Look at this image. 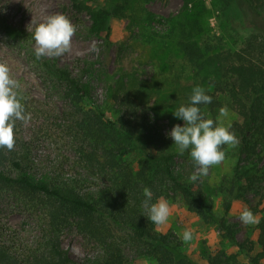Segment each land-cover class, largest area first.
I'll use <instances>...</instances> for the list:
<instances>
[{
    "label": "trees",
    "instance_id": "16d2710c",
    "mask_svg": "<svg viewBox=\"0 0 264 264\" xmlns=\"http://www.w3.org/2000/svg\"><path fill=\"white\" fill-rule=\"evenodd\" d=\"M72 1L79 9L92 2ZM217 2L226 18L227 11L235 19L247 16L250 32L239 49L218 52L209 39L198 38L202 28L194 14L185 13V22L178 24L175 20L162 23L151 13L145 18L148 25L171 24L167 37L175 36L176 50L196 73L193 86L185 88L187 91L179 81H162L166 88V83L170 85L174 110L186 104L192 88L199 85L212 97L211 103L199 105L206 118L216 120L221 107L236 116L230 128L237 139L236 162L232 174L223 178L219 186L223 215L213 211L210 196L199 178L189 179L194 165L187 150L179 153L163 132L158 114L150 116L142 107V93L133 94L121 87L110 90L112 118L92 99L90 70L74 75L55 61L35 57L44 80L62 92L67 110L59 119V126L71 141L76 164L84 172L82 176L87 177L67 182L58 176L37 179L26 173L25 154L9 151L6 157L0 149V197L32 210L40 220L39 238L27 250L18 252L0 238V264H130L127 250L151 257L158 264H199L181 251L171 233L158 231L148 221L141 204L145 188L152 192L153 202L159 197L179 196L189 212L214 224L220 236L238 250L228 253L216 248L207 254L204 264H264V196L255 241H239L236 225L226 219L234 201L245 200L264 182V0H243V11L236 0ZM129 6L130 0H122L111 10L102 9L99 16L110 17ZM1 25L7 36H14L16 30H9L3 20ZM104 39L109 47V24ZM225 147L221 145L223 151ZM135 151L140 154L138 162L129 158ZM6 159L19 171L17 176L1 168ZM90 179L100 183L93 191L84 188ZM72 229L99 248L97 257L85 263L70 257L62 246L61 235Z\"/></svg>",
    "mask_w": 264,
    "mask_h": 264
},
{
    "label": "rangeland",
    "instance_id": "374dc122",
    "mask_svg": "<svg viewBox=\"0 0 264 264\" xmlns=\"http://www.w3.org/2000/svg\"><path fill=\"white\" fill-rule=\"evenodd\" d=\"M119 2L122 0H92L80 9L73 5L72 0L0 2V20H3L9 30H16L14 36H7L5 26H0V63L7 64L10 76L19 82L21 102L25 111L30 114L26 123L15 122L13 148L0 149L6 157L9 151L25 154L28 159L25 163L28 175L48 180L58 176V179L67 182L84 173L76 164V155L70 148L71 141L59 126V119L67 110L62 92L44 80L34 61L32 32L48 15L64 14L74 25L75 32L68 51L59 56L44 57L57 62L63 68H68L74 75H79L81 70H90L93 76L92 99L112 118L114 112L110 90L121 87L133 94L142 93V107L148 110L150 116L158 114L165 134L174 124L182 122L172 115L175 110L171 94L168 92L171 88L169 83H166V88L162 81H179L180 87L187 91L185 88L193 86L196 73L182 53L176 50L175 36L167 37L171 24L148 25L146 15L151 13L162 23L175 20L177 24L185 22V13L196 15L202 28L198 38L209 39L211 43L216 44L218 52L239 49L250 32L246 15H243L242 20L235 19L231 12L227 11L226 18L217 0H130V6L123 12L110 17L99 16L102 9L111 10ZM236 2L243 11V0ZM108 24L109 47L104 42ZM235 119L234 112L229 109L226 117H219V113L216 116V120L225 125H231ZM224 153L223 161L210 166L207 174L198 175L210 196L211 207L218 216L223 215V194L220 193L219 186L222 179L229 177L233 172L236 145H226ZM129 158L138 162L140 154L135 151ZM261 165H264V159ZM1 168L12 176H17L19 172L8 164L7 159ZM98 183L97 179H90L84 188L89 187V190L93 191ZM263 196L264 182L255 191H251L245 200L234 201L231 211L226 215L227 221L236 225L239 241H255L257 223L245 225L240 221L239 214L246 206L258 222V211ZM166 200L170 205L169 217L164 224L156 227L160 232L171 233L180 244L181 251L196 263L204 264L207 254L216 248L225 249L228 253L238 251L236 246L220 236L214 224L206 223L189 212L179 196ZM39 225L38 215L32 210L13 200L0 197L1 241L12 245L18 252L27 250L33 247L39 238ZM185 229L191 231L189 241L182 239ZM61 241L63 248L76 262L85 263L100 253L93 242L73 229L64 231ZM126 255L130 264H158L151 257L138 256L129 250Z\"/></svg>",
    "mask_w": 264,
    "mask_h": 264
},
{
    "label": "clouds",
    "instance_id": "9594fccd",
    "mask_svg": "<svg viewBox=\"0 0 264 264\" xmlns=\"http://www.w3.org/2000/svg\"><path fill=\"white\" fill-rule=\"evenodd\" d=\"M75 27L62 13L48 15L43 22L35 26L32 32L34 55L37 59L42 56H59L68 51ZM20 84L10 76V69L5 63H0V147L9 150L14 145V127L16 121L27 122L30 114L25 111L19 93ZM212 97L206 94L203 87L197 85L191 90L186 104H180L172 115L182 124H174L167 132L172 144L179 153L186 150L194 165L193 174L189 179L195 181L199 176L207 174L210 166L223 161L225 153L221 145H234L237 142L230 124H223L212 118H206L199 105L211 103ZM228 109L221 107L219 117H226ZM142 207L147 212V219L155 225L164 224L170 214L169 202L159 197L152 201V192L143 190ZM240 221L247 224L257 223L253 212L246 206L239 214ZM191 231L185 229L182 239L189 241Z\"/></svg>",
    "mask_w": 264,
    "mask_h": 264
}]
</instances>
